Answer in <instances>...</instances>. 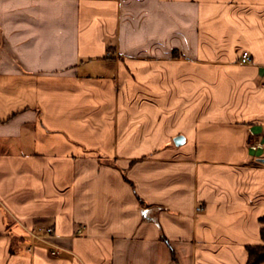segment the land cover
<instances>
[{
  "label": "crops",
  "instance_id": "crops-1",
  "mask_svg": "<svg viewBox=\"0 0 264 264\" xmlns=\"http://www.w3.org/2000/svg\"><path fill=\"white\" fill-rule=\"evenodd\" d=\"M263 80L264 0H0V264H245Z\"/></svg>",
  "mask_w": 264,
  "mask_h": 264
},
{
  "label": "trees",
  "instance_id": "trees-1",
  "mask_svg": "<svg viewBox=\"0 0 264 264\" xmlns=\"http://www.w3.org/2000/svg\"><path fill=\"white\" fill-rule=\"evenodd\" d=\"M259 221L261 223V227L259 229L261 242L259 244L246 245L247 259L245 264L264 263V215L260 216Z\"/></svg>",
  "mask_w": 264,
  "mask_h": 264
},
{
  "label": "built area",
  "instance_id": "built-area-1",
  "mask_svg": "<svg viewBox=\"0 0 264 264\" xmlns=\"http://www.w3.org/2000/svg\"><path fill=\"white\" fill-rule=\"evenodd\" d=\"M250 60H251V58H250V55H249V53L247 52V51H242V53H241V56H240V62L241 63H248V62H250ZM262 86L264 87V80H263V82H262ZM257 144H253L252 145V148H257ZM202 210V207L201 206H198V207H196V211H201ZM51 232H52V229L51 228H47L45 231H44V233L46 234V235H49V234H51ZM33 237H38V236H36V235H34ZM55 252H53L52 254H54Z\"/></svg>",
  "mask_w": 264,
  "mask_h": 264
},
{
  "label": "rangeland",
  "instance_id": "rangeland-1",
  "mask_svg": "<svg viewBox=\"0 0 264 264\" xmlns=\"http://www.w3.org/2000/svg\"><path fill=\"white\" fill-rule=\"evenodd\" d=\"M255 134H257L258 136H259V139H260V141H261V143H263L264 144V127H263V130H259V131H257V132H255ZM264 153V151H262V152H254V153H252L253 154V159L255 158L254 156H260V155H262ZM264 155V154H263ZM43 226V228L41 229V230H43L42 232H44L45 231V225H42ZM39 231H37V230H35V233H38ZM24 235V237H26L27 238V235L24 233L23 234Z\"/></svg>",
  "mask_w": 264,
  "mask_h": 264
},
{
  "label": "water",
  "instance_id": "water-1",
  "mask_svg": "<svg viewBox=\"0 0 264 264\" xmlns=\"http://www.w3.org/2000/svg\"><path fill=\"white\" fill-rule=\"evenodd\" d=\"M180 140H181V141L183 140V137H182V136H178V137H176V138L174 139V142H175L176 144H179V143H180ZM261 161L264 162V159L261 160Z\"/></svg>",
  "mask_w": 264,
  "mask_h": 264
}]
</instances>
